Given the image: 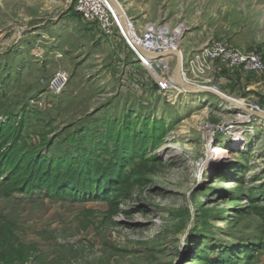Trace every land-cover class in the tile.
<instances>
[{"label":"rangeland","instance_id":"rangeland-1","mask_svg":"<svg viewBox=\"0 0 264 264\" xmlns=\"http://www.w3.org/2000/svg\"><path fill=\"white\" fill-rule=\"evenodd\" d=\"M75 1L0 0V82L5 69L19 72L1 83L0 121L13 112L9 165L35 182L0 183V258L18 249L28 260L11 264H264V129L243 118L246 103L264 109V86L219 83L246 109L177 83L161 92L119 63L125 45L84 23ZM116 1L139 26L180 24L185 52L219 38L264 52V0ZM58 70L69 78L56 95L47 84ZM112 179L126 202L106 199Z\"/></svg>","mask_w":264,"mask_h":264},{"label":"built area","instance_id":"built-area-1","mask_svg":"<svg viewBox=\"0 0 264 264\" xmlns=\"http://www.w3.org/2000/svg\"><path fill=\"white\" fill-rule=\"evenodd\" d=\"M74 10L84 23L94 24L103 36L117 44L121 41L126 51L120 53L119 63L121 61L131 69L138 67V70L148 72L161 92L178 90L173 62L181 63L180 75L187 83L209 86L219 91V83L229 81L228 72L240 71L249 75L264 73V52L259 49L235 47L219 38L185 52L180 44L184 34L179 35L177 31L180 24L173 27L170 23L157 21L139 26L126 8L120 12L110 0H76ZM126 57L130 60H126ZM68 78L66 71H56L48 79L49 90L59 95L65 89ZM246 104L251 110L264 113L259 105ZM246 114L243 118L249 121L256 118ZM259 121L264 122V119Z\"/></svg>","mask_w":264,"mask_h":264},{"label":"trees","instance_id":"trees-1","mask_svg":"<svg viewBox=\"0 0 264 264\" xmlns=\"http://www.w3.org/2000/svg\"><path fill=\"white\" fill-rule=\"evenodd\" d=\"M9 66V65H8ZM10 68V67H9ZM5 69V68H4ZM5 73L1 76V82H0V93L3 92L2 89L4 88V85L1 84L3 83L4 80H9V81H15L16 80V76L17 73L16 71L10 73V70L8 71L7 69L4 70ZM17 73V74H16ZM41 89L39 87H36L34 89H32L27 95L31 96L29 100L36 98V96L41 93ZM31 94V95H30ZM28 98V97H26ZM0 113L5 114L4 109H2L0 107ZM13 114V112L11 111L9 115H7L8 117V121L7 122H2L0 121V183L1 184H8V183H13V182H17V185L15 187V190L17 188H27L28 186H30L31 188H35L34 184V177L30 178L28 181V183L24 184L25 182L21 181V179H16L15 174L18 173L17 167H15L14 165H9L10 161L13 157L14 154V150L17 148L16 146L19 144V139H17L18 137V129L17 127L10 125V118L9 116H11ZM125 117V116H124ZM113 122L115 123V125H113L115 128L118 127L117 124L119 123L117 120H113ZM131 135V131H125V133H123V137L124 139L128 138ZM17 139V141H16ZM20 149H23V147H19ZM147 149H144L143 152H146ZM131 148L129 149V146L127 145L125 148H121L120 152L123 153H130ZM27 149H23V152L20 153L19 158H22V162L25 163H30L31 161L29 160L28 154H27ZM121 155V154H120ZM119 155V151H114L112 154V158H116V159H122L124 157H121ZM125 156V154H124ZM128 156V155H126ZM38 162H40L41 164H39L41 171L42 170H46L48 168H50L51 166V161L49 160H42L41 157L40 159H37ZM114 163V161L112 162ZM49 165V166H48ZM110 168L114 170L113 173L117 174V170L119 169V167L115 164L111 165ZM94 171H96L94 168H92ZM88 170V169H87ZM85 169L84 173H87V175L89 174V172ZM93 171V172H94ZM92 174L90 173V176ZM100 175H95V178H98ZM92 177L94 178V175H92ZM115 179V178H114ZM114 179H112L109 184H110V189L108 191V196L106 197L107 200H110L111 203L113 204H120L123 202H126L127 199L129 198V194L122 188V187H117L118 186V181L114 182ZM23 184L25 185L23 187ZM42 187V186H40ZM206 232H208L209 230V226H206L205 228ZM15 255L13 257L7 258V257H1L0 260L5 262V263H13V262H21V263H25L28 260V253L26 251L20 250L18 253V249H16L14 251ZM197 260H205L206 264H226L223 261H220L218 259L216 260H210L208 258H205L203 255H200L197 257ZM193 262V261H190Z\"/></svg>","mask_w":264,"mask_h":264},{"label":"crops","instance_id":"crops-1","mask_svg":"<svg viewBox=\"0 0 264 264\" xmlns=\"http://www.w3.org/2000/svg\"><path fill=\"white\" fill-rule=\"evenodd\" d=\"M230 83H237L238 85H242L249 88L254 87H262L264 86V76L263 75H249L246 73H242L240 71H231L226 74Z\"/></svg>","mask_w":264,"mask_h":264},{"label":"water","instance_id":"water-1","mask_svg":"<svg viewBox=\"0 0 264 264\" xmlns=\"http://www.w3.org/2000/svg\"><path fill=\"white\" fill-rule=\"evenodd\" d=\"M180 71H181V63L178 62L175 66L174 74L180 75ZM182 82H184V81L182 80ZM186 85H187V89L189 92H210V93H214L220 97H227L229 99L227 94H225L224 92L219 91V90H215L214 88L209 87V86H198V85L189 84L187 82H186ZM227 101L232 104V102L230 100H227ZM248 110L250 111L249 114H251L252 116H254L256 118L264 119V113H259V112L253 111L249 107H248ZM248 110H246V111H248Z\"/></svg>","mask_w":264,"mask_h":264},{"label":"bare ground","instance_id":"bare-ground-1","mask_svg":"<svg viewBox=\"0 0 264 264\" xmlns=\"http://www.w3.org/2000/svg\"><path fill=\"white\" fill-rule=\"evenodd\" d=\"M116 7H117V9H119V11L120 12H122L123 10V8L120 6V4L116 1V0H110ZM177 54H179L178 52H176ZM180 55V57H181V54H179ZM181 74V73H180ZM181 75H178V74H175V77H174V80H175V82L179 85V87L180 88H182L183 90H186V91H188V89H187V85H186V82H185V80H183L181 77H180ZM182 80L184 81V82H182ZM229 97V96H228ZM221 98H223L224 100H230L231 102H232V104L233 105H235L236 107H239V108H242V109H246V107L244 106V105H239V104H237L236 102H234L233 101V99L231 98V97H229V99L227 98V97H221ZM249 111V110H248ZM247 113H250V111L249 112H247ZM259 122H261V121H259ZM258 126H261L262 127V129H264V122H261V125H258ZM241 133V132H240ZM238 134V133H237ZM241 134H239V135H234L235 137H236V139H238L239 138V136H240ZM212 157V156H211ZM212 159V158H211Z\"/></svg>","mask_w":264,"mask_h":264}]
</instances>
